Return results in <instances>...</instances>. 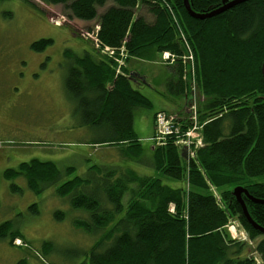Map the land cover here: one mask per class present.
Returning a JSON list of instances; mask_svg holds the SVG:
<instances>
[{"label": "trees", "instance_id": "trees-1", "mask_svg": "<svg viewBox=\"0 0 264 264\" xmlns=\"http://www.w3.org/2000/svg\"><path fill=\"white\" fill-rule=\"evenodd\" d=\"M40 1L62 5L70 19L96 20L98 41L115 53L124 46L126 64L132 58L156 61L163 52L177 57L170 66L175 79L167 85L183 97L190 93L186 61L193 58L181 59L192 51L201 95L199 121L206 122L200 130L203 146L193 149L190 158H181L167 140L145 161L155 174H139L126 166L142 163L144 156L132 129V109L148 101L131 86L126 65L125 75L115 77L113 60L66 54L71 59L66 86L79 103V114L97 133H106L90 145L116 147L124 162L92 164L84 175L61 182L73 167L61 172L51 161L31 159L6 169L4 178L24 176L28 188L39 194L55 186V195L84 215L73 223L97 239L75 264H264V235L252 228L233 196L240 186L253 198L264 199V182L251 180L264 175V0H247L202 20L188 14L183 0ZM108 1L112 5L106 6ZM221 1L188 0L196 13ZM142 6L151 14V23L137 15ZM51 43L41 39L31 48L42 51ZM185 175L187 194L163 182L182 181ZM210 188L217 190L218 200ZM242 197L251 219L264 228V203ZM170 203L175 205L172 213ZM231 218L256 240V255L249 256L247 243L230 238L225 227ZM17 237L13 231L10 243Z\"/></svg>", "mask_w": 264, "mask_h": 264}, {"label": "rangeland", "instance_id": "rangeland-1", "mask_svg": "<svg viewBox=\"0 0 264 264\" xmlns=\"http://www.w3.org/2000/svg\"><path fill=\"white\" fill-rule=\"evenodd\" d=\"M26 1H0V231H5L3 236L0 234V264H75L97 239L73 223L74 218H81L83 214L73 211L67 199L56 196L55 186L40 194L34 193L24 176L6 179L4 171L31 159L51 161L61 172L73 167V173L63 175L62 182L84 175L92 164L124 162L116 147L90 145L106 133H97L85 122L79 114L78 101L66 86L71 62L67 53L81 57L85 53L94 54L96 58H105L106 54L96 53L98 49L93 41L81 35L94 32L98 26L96 20L70 19L62 5ZM110 5L108 1L106 6ZM136 13L148 23L153 20L144 6ZM41 39H50L52 43L42 51L32 49L31 44ZM190 52L192 62L181 60L186 61L190 71H195L194 56ZM128 66L134 71L139 70L138 66L147 68L148 64L132 58ZM117 68L116 72L120 73ZM194 80L189 81L190 93L184 98L181 114L185 120L194 116V112L185 113L190 96L196 93L197 104L201 98ZM149 81L158 86L163 81L161 72L151 73ZM142 148V163L128 162L126 166L142 175H154L155 171L147 163L150 149ZM178 150L181 157V149ZM186 179L185 175L182 181L163 178V182L171 187H183L187 194ZM251 180L264 182V175ZM58 212L63 213L60 218L56 216ZM4 222L8 224L1 227ZM225 228L230 238L244 242L245 235L240 233L244 230L236 219L231 218ZM13 231L19 237L12 244L9 239ZM252 245L246 246L249 256L256 255L252 251L255 243ZM255 260L259 259L255 257Z\"/></svg>", "mask_w": 264, "mask_h": 264}, {"label": "crops", "instance_id": "crops-1", "mask_svg": "<svg viewBox=\"0 0 264 264\" xmlns=\"http://www.w3.org/2000/svg\"><path fill=\"white\" fill-rule=\"evenodd\" d=\"M78 56V55H76ZM93 57H96L92 54ZM137 59V58H135ZM139 63H147V68H141L139 70L130 71L129 61L126 64L128 74L132 76L130 81L134 90L142 94L148 101L145 107H135L132 109V129L135 133L141 147L147 149L151 157L152 146L146 141L153 132L154 114L158 110L168 111L175 114H181L184 112L185 100L182 95H177L176 91L169 89L167 85L170 80L175 79L174 72L171 70L170 65L162 64L160 59L156 61H148L143 59H137ZM160 71L163 77V81L158 86H153L149 77L151 73ZM145 138V141H141Z\"/></svg>", "mask_w": 264, "mask_h": 264}, {"label": "built area", "instance_id": "built-area-1", "mask_svg": "<svg viewBox=\"0 0 264 264\" xmlns=\"http://www.w3.org/2000/svg\"><path fill=\"white\" fill-rule=\"evenodd\" d=\"M81 35L86 39L89 38L90 40H92L93 41L92 43L95 46L103 45L101 42L98 41L95 32H91V34L83 33ZM102 50L109 55L112 54L111 49L106 45L102 46ZM120 55L122 59L125 60L126 55L122 50L120 51ZM190 55H191L190 51L187 50L184 57H189ZM176 58L177 57H175L169 52H163L161 53L160 60L162 63H171ZM124 66H125L124 61L121 60L118 62V68ZM189 74L190 77L194 80V71H190ZM194 92H196V89L194 90ZM192 112H197L196 93H193L190 96V100H188L187 102V108L185 111V113H192ZM154 121L156 122V133L153 137V140L155 141V147H161V145L164 144L163 142L164 139L166 137H171V136H175L177 138V140L173 145H175L178 149L181 148L188 149L190 145H194L195 147H199L203 145L202 137L200 134L201 129L197 128L196 126H192L190 128H187L184 132H180L179 128L175 125V122L173 121V117L166 116L161 112L155 113Z\"/></svg>", "mask_w": 264, "mask_h": 264}, {"label": "bare ground", "instance_id": "bare-ground-1", "mask_svg": "<svg viewBox=\"0 0 264 264\" xmlns=\"http://www.w3.org/2000/svg\"><path fill=\"white\" fill-rule=\"evenodd\" d=\"M223 1V0H222ZM221 1V2H222ZM189 3V2H188ZM190 6V5H189ZM103 12V11H102ZM102 12L101 13H99L98 15H100V14H102ZM196 13V12H195ZM206 19V18H205ZM98 26H97V30H98ZM177 31V30H176ZM177 35H179V34H177ZM102 46L103 45H99V46H95L98 50H95V52L96 53H102V54H106L105 55V58H107L108 60H113V62H114V66H115V73L116 74H114V76L116 77V76H118V75H120V76H123V75H125V72L123 71V68L125 67H119V68H117V71L120 69V73H117L116 72V67L118 66V62L119 61H124L125 62V65H126V59H127V54H126V51H125V48H124V46H121V48H119L118 49V53H115V50L113 49V48H110L111 49V51H112V54H107V53H103V50H102ZM105 46V45H104ZM108 47V46H107ZM123 51L124 53H125V55H126V58H125V60L124 59H122V57H121V55H120V51ZM120 56L121 58H117V56ZM83 56V55H82ZM186 57H182V60L183 59H185ZM177 59V58H176ZM176 59H174L173 60V62H171V63H166V65H172V63H175V60ZM187 59H189V60H192V57H187ZM190 67V66H189ZM108 87H111V85H108ZM187 93V92H186ZM199 100H201V98H199L198 99V104H197V106H199ZM158 112H161V113H163V114H165L166 116H171V117H173V121L175 122V125L179 128V130H180V132H184L187 128H190V127H192V126H196L197 128H199V129H201L202 128V126L206 123V122H200L199 121V112H198V109H197V112H194L193 114H194V116H193V119L192 118H189V119H187V120H185L183 117L184 116H182V114H175V113H171V112H168V111H163V110H158V111H156L155 113H158ZM195 113H197L198 114V116H196V114ZM154 116H155V114H154ZM155 133H156V122L154 121L153 122V132H152V134L150 135V137H148V139H149V143H150V146H152L153 148L155 147V141L153 140V137H154V135H155ZM167 140H171V142L174 144L175 143V141L177 140V138L175 137V136H171V137H166L165 139H164V144L163 145H161V146H166L167 145ZM175 146V145H174ZM203 146V145H202ZM182 149V148H181ZM193 149H195V147H194V145H190V147L187 149H185V154H184V156H182L181 155V157L182 158H184L185 160L186 159H188V158H190V156H191V154H192V150ZM196 150V149H195ZM186 154H187V156H186ZM186 182H187V184H188V180L186 179ZM181 186V185H180ZM237 187H240V186H237ZM183 188V187H182ZM236 188V187H235ZM234 188V189H235ZM243 188V187H242ZM233 189V190H234ZM210 191L212 192V195H214L216 198H217V200L219 199L218 198V193L215 191V189L214 188H210ZM248 193V192H247ZM248 195L249 196H246L245 194H241V198H242V200H243V197L242 196H244L245 198H247V199H249V200H251V201H253V199H255V200H264V199H256V198H253L249 193H248ZM234 196V195H233ZM235 197V196H234ZM235 199H236V197H235ZM237 200V199H236ZM237 202L240 204V202L237 200ZM254 202V201H253ZM243 203H244V201H243ZM170 205H172L171 206V209H170V211H171V213L174 211V209H175V205L174 204H172V203H170ZM245 205V204H244ZM240 206H241V204H240ZM246 207V206H245ZM241 210H242V207H241ZM247 210V209H246ZM242 213H243V211H242ZM245 217V216H244ZM257 224V223H256ZM251 225V224H250ZM258 225V224H257ZM252 226V225H251ZM259 226V225H258ZM260 228H262L261 226H259ZM252 228L253 229H255L253 226H252ZM262 229H264V228H262ZM241 230H242V228H241ZM255 230H257V229H255ZM259 233H261V234H263L262 232H260L259 230H257ZM240 233H244V242H246L248 245H251V246H253L252 244L253 243H255V241L256 240H250V238H249V236H248V234H247V232L244 230L243 232H240ZM264 235V234H263ZM232 240H235V241H240L241 239H238V238H231ZM256 261H259V260H256Z\"/></svg>", "mask_w": 264, "mask_h": 264}, {"label": "water", "instance_id": "water-1", "mask_svg": "<svg viewBox=\"0 0 264 264\" xmlns=\"http://www.w3.org/2000/svg\"><path fill=\"white\" fill-rule=\"evenodd\" d=\"M244 1H247V0H223L221 2V4L216 7V8H213L209 11H206V12H202V13H195L193 12L191 9H190V6H189V3H188V0H183V3H184V6H185V9L187 10L188 14L192 17V18H195V19H205V18H210V17H213L215 15H218L230 8H232L233 6L241 3V2H244ZM261 74H262V77H263V80H264V60L262 62V66H261ZM181 155L184 156L185 154V148H182L181 149ZM241 194H245L246 196H249L248 193H247V190L245 188H242V187H236L234 190H233V195L236 197V199L240 202L241 204V207H242V211H243V215L245 216L246 220L249 222V224H251L255 229L259 230L260 232H262L264 234V229L260 228L250 217V215L248 214L247 210H246V207L243 203V200L241 198ZM254 202H257V203H264V200H255L253 199Z\"/></svg>", "mask_w": 264, "mask_h": 264}]
</instances>
